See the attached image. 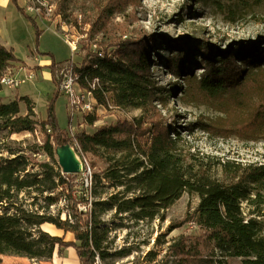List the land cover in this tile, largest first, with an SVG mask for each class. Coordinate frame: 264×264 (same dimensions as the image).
Masks as SVG:
<instances>
[{
    "label": "trees",
    "instance_id": "trees-1",
    "mask_svg": "<svg viewBox=\"0 0 264 264\" xmlns=\"http://www.w3.org/2000/svg\"><path fill=\"white\" fill-rule=\"evenodd\" d=\"M12 1L17 5V0ZM105 2L123 12L138 0ZM29 19L36 26L39 43L44 32ZM154 46V38L113 39L105 50H90L81 66L74 67L79 86L90 91L98 105L107 108L112 102L120 109L140 110L141 116L131 121L98 127V117L89 114L83 123L92 132L79 130L71 135L62 129L56 115L61 94L56 70L71 60L57 62L50 52L41 55L51 57L48 68L58 89L47 105L46 120H35L27 97L8 103L0 98V131L21 134L41 126L45 143L34 151H44L53 162L29 173L31 161L22 150H11L10 158L0 157V256L13 253L43 263L52 260L56 250L62 254L74 249L80 264H97V259H105L109 239L106 214L155 220L188 193L198 196L199 203L175 228L190 224L197 232L182 235L170 245L162 264H228L234 259L241 264H264V164L225 167V179L216 178L213 163L193 152L159 109L166 107L169 96L154 77L151 53H158ZM182 48H176L183 51L171 55L166 65L186 81L192 96L214 103L228 101L235 110L245 112V129L235 125L242 135L264 126V39L239 41L231 54L209 47L193 54L194 49ZM18 62L15 52L0 44V92L4 75ZM198 67L203 68L199 78L193 73ZM22 101L28 107L26 115H21ZM197 125L203 130L215 128L208 123ZM64 144L74 148L84 167L91 157L104 160L107 168L94 172L90 184L77 181L76 174H63L56 148ZM108 188L114 192L107 195ZM23 193L35 195L29 206L19 199ZM39 200L44 204L38 205ZM61 201L64 207L55 215L51 208ZM45 224L64 236L71 234L74 240L51 235L42 230Z\"/></svg>",
    "mask_w": 264,
    "mask_h": 264
},
{
    "label": "rangeland",
    "instance_id": "rangeland-1",
    "mask_svg": "<svg viewBox=\"0 0 264 264\" xmlns=\"http://www.w3.org/2000/svg\"><path fill=\"white\" fill-rule=\"evenodd\" d=\"M105 1L107 0H59L61 19L36 22L38 28L44 31L39 43L36 26L19 10L18 5H13L8 34L15 53L24 60L33 53L40 55L36 53L39 49L55 54L59 61L71 60L81 66L87 53L93 50L94 44L97 49L105 50L113 39L154 38L155 46L152 50L158 53H151L155 62L152 69L156 82L164 88L165 95L169 96L166 107H159L167 124L177 128L201 159L213 163L214 174L220 180L225 179V167L228 169L237 164H264V126L242 135L236 131L235 125H239L237 129L241 131L245 129V112L235 110L228 101L214 103L192 96L193 92L188 90L186 81L173 75L166 65L171 55L183 51L176 48L183 47L184 51L194 49L193 54H198L200 47H209L231 54L235 50V43L239 41L264 39V0H138L136 6H128L123 12L111 9ZM72 37V42H77L74 53L67 45V39ZM13 69L18 72L21 67ZM33 73L36 78L29 81L27 72L21 71V88L3 87L2 91L9 96L19 93L33 99L36 102L34 105L31 103L35 120L43 122L47 118V105L52 91L54 94L58 87L48 77V73ZM193 73L199 78L203 68L198 67ZM66 99L62 94L57 100L58 107L64 109L63 114L58 111L57 119L61 128L72 135L82 130L80 126L83 118L81 114L73 117L69 114ZM26 111L28 112L27 104L22 106V112ZM92 113L99 119L98 127L113 126L118 120L131 121L141 116L140 110L120 109L112 102L107 108L96 106ZM199 122L211 124L215 128L203 130L197 125ZM41 128L38 125L33 132L21 134L0 131V157L10 158L11 150L14 153L22 150L31 161L27 170L29 173L40 172V164L53 165L44 151L37 154L34 151L45 143L46 132ZM48 130L50 129H47V133H51ZM92 130L88 129L87 132ZM92 164L96 165L95 169ZM105 168L107 165L104 160L88 157L86 167L77 174L76 180L90 184L94 172H103ZM112 192L114 190L106 189L107 195ZM34 196L23 193L19 199L29 206L34 201ZM198 203V196L184 193L172 207L151 221H138L130 215L115 217L114 212L106 214L103 220L110 229L109 239L105 259L98 260L97 264H162L170 245L182 235L196 234V228L190 224L178 228L175 226L188 213L193 212ZM43 204L39 200L38 205ZM63 207L64 203L61 201L51 211L56 215ZM42 230L64 237L65 241L74 240L71 234L64 236L63 231L50 224L43 225ZM0 259L1 264H80L74 249L62 254L56 250L53 259L43 263H35L28 257L13 253L2 255ZM228 264H241V261L234 259Z\"/></svg>",
    "mask_w": 264,
    "mask_h": 264
},
{
    "label": "built area",
    "instance_id": "built-area-1",
    "mask_svg": "<svg viewBox=\"0 0 264 264\" xmlns=\"http://www.w3.org/2000/svg\"><path fill=\"white\" fill-rule=\"evenodd\" d=\"M17 2H19L23 13L35 22H52L53 20L55 21L62 18L58 11L59 0H17ZM72 39H74V37L70 40L67 39V45H69L71 52L74 53L77 49V42L75 40L73 43ZM93 51L99 52L95 44ZM75 66L76 64L71 61L66 66L58 68L56 70V79L60 93L67 97L68 107L69 104H76L77 115L81 114L83 118L85 115L93 114L92 112L98 104L96 100L93 99L94 97L90 91L84 90L79 86V77L75 72ZM34 79L35 74L28 72L27 80L33 81ZM22 84L23 80L15 69H9L2 79V86L8 89L21 88ZM80 127H82V130L87 131V125H85L83 121ZM48 132H51V130H48ZM98 260L99 259H97V261Z\"/></svg>",
    "mask_w": 264,
    "mask_h": 264
},
{
    "label": "crops",
    "instance_id": "crops-1",
    "mask_svg": "<svg viewBox=\"0 0 264 264\" xmlns=\"http://www.w3.org/2000/svg\"><path fill=\"white\" fill-rule=\"evenodd\" d=\"M13 5H16V4H14L12 0H0V44L7 47L8 49H12L15 52V48L12 45V43L10 42V38H9V34H8V23H9V19H10L9 16H10L11 8L14 7ZM17 5H18L17 7L20 8L19 2H17ZM36 53H38L40 55L33 53L30 56H28L27 59H24V60L19 58L17 56V54L15 53L16 56L18 57L19 61H20V62L16 63V66L21 67L20 71H18V74L21 71H26L27 73L28 72L33 73L34 71H37V72H41L42 74L48 73L49 74L48 77H51V79L53 80L52 73H50L51 71L49 72L50 69L48 68L52 62V59L50 57L45 58L43 55H41L43 53H46V51H41L38 49V50H36ZM53 55L55 56V59H56V55L55 54H53ZM56 61L62 62V61H59L57 59H56ZM35 78H36V76H35ZM52 95H53V91H52ZM52 95H51V99H52ZM60 96H62V94H60ZM24 97H27L28 102L33 103V105L36 103L30 97L21 95L19 93L18 94L14 93V94L9 96L8 94H5L4 91L0 92V98H2L4 103L14 101L16 98L20 99V98H24ZM58 103H59V101L56 103V115H57L59 110L62 114L64 112V109L58 107ZM25 105H26V102H24V101H22L20 103L21 114L23 113L24 115H25V113L27 114V111L22 112V106L25 107ZM88 129H92V127L90 128L87 126V130Z\"/></svg>",
    "mask_w": 264,
    "mask_h": 264
},
{
    "label": "water",
    "instance_id": "water-1",
    "mask_svg": "<svg viewBox=\"0 0 264 264\" xmlns=\"http://www.w3.org/2000/svg\"><path fill=\"white\" fill-rule=\"evenodd\" d=\"M56 156L63 174L77 175L84 170V165L81 159L76 154L74 148H72L69 144L58 146L56 148Z\"/></svg>",
    "mask_w": 264,
    "mask_h": 264
},
{
    "label": "bare ground",
    "instance_id": "bare-ground-1",
    "mask_svg": "<svg viewBox=\"0 0 264 264\" xmlns=\"http://www.w3.org/2000/svg\"><path fill=\"white\" fill-rule=\"evenodd\" d=\"M69 111H70L69 114L71 116H75L77 114V105L76 104H69Z\"/></svg>",
    "mask_w": 264,
    "mask_h": 264
}]
</instances>
